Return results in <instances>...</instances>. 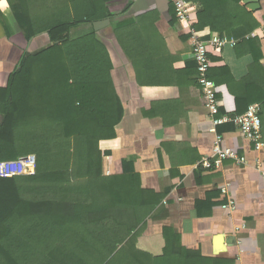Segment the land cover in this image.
I'll use <instances>...</instances> for the list:
<instances>
[{"label":"trees","instance_id":"1","mask_svg":"<svg viewBox=\"0 0 264 264\" xmlns=\"http://www.w3.org/2000/svg\"><path fill=\"white\" fill-rule=\"evenodd\" d=\"M113 1L17 0L13 19L26 47L0 86V161L34 155L35 167L31 174L0 177V264H117L119 257L125 264H232L222 256L186 251L169 229L163 230L162 255L135 248L138 227L162 195L142 188L139 174H103L99 142L115 136L123 107L108 50L95 28L70 33L78 24L95 27L118 16L108 7ZM199 1L196 28L208 26L229 36L237 15L220 11L239 0ZM134 23L120 28L130 32ZM117 25V40L132 58L119 37L125 30ZM35 40L44 43L33 48ZM253 57L257 63L259 54ZM252 74L253 67L244 92L234 93L238 113L253 102L264 106V87L251 86ZM211 205L197 201V213Z\"/></svg>","mask_w":264,"mask_h":264},{"label":"crops","instance_id":"2","mask_svg":"<svg viewBox=\"0 0 264 264\" xmlns=\"http://www.w3.org/2000/svg\"><path fill=\"white\" fill-rule=\"evenodd\" d=\"M185 1L191 5L188 22H179L173 15L174 0H115L108 7L118 16L95 27L90 23L71 27V36L95 28L108 50L112 81L123 107L115 136L99 142L103 174H139L142 188L162 195L134 235L137 250L162 255L163 230L169 229L179 235L186 251L197 250L208 258L222 256L232 264H264V147L255 149L230 119L248 108L236 111L234 93L244 92V79L252 67L251 86L264 87V0H258L254 10L243 0L238 5L226 3L220 12L237 15L229 36H220L208 26L197 29L201 2ZM128 3L129 11L120 14ZM16 5L17 0H0V86L26 47L22 32L15 29ZM131 20L135 23L130 32L120 28ZM116 25L125 30L119 31V37L132 58L117 40ZM192 30L204 40L213 35L226 38L220 48L210 47L208 55L209 76L220 102L214 118L222 121L216 125L196 83L197 67L190 56ZM256 54L260 56L257 63ZM215 145L217 150L229 149L235 157H223L218 165L206 167L203 161L214 160ZM240 158L244 161L238 162ZM199 200L212 204L201 214L197 213ZM124 259L119 257L117 264H125Z\"/></svg>","mask_w":264,"mask_h":264},{"label":"built area","instance_id":"3","mask_svg":"<svg viewBox=\"0 0 264 264\" xmlns=\"http://www.w3.org/2000/svg\"><path fill=\"white\" fill-rule=\"evenodd\" d=\"M175 16L179 22H188L191 14V5L185 0H174ZM191 43V59L195 61L198 69L196 80L198 86L204 97V105L208 110L211 117V121L214 125L219 124L222 120L220 118H214L218 113L220 102L217 98V87L212 79L208 76V71L212 62L209 59V48L218 49L226 43V38L219 35H213L207 40L198 36L195 31H191L190 34ZM260 112L261 106L259 103H251L247 110L242 114H232L230 116L235 127L240 131L242 136L249 142H251L255 149L264 147V141L260 131ZM219 136L216 137V140ZM214 160L211 162L208 158L203 161L204 166L211 167L212 163L218 165L221 158L226 156L235 157L229 149L217 150V146H214ZM217 155L218 157H215ZM32 155H27L22 158L14 160H2L0 161V177H10L21 174H31L34 172L35 160H32ZM238 162H243L244 158L237 159ZM30 167L32 170H30ZM225 192V189H223ZM228 204H231L229 202ZM224 207L226 204L223 205Z\"/></svg>","mask_w":264,"mask_h":264},{"label":"water","instance_id":"4","mask_svg":"<svg viewBox=\"0 0 264 264\" xmlns=\"http://www.w3.org/2000/svg\"><path fill=\"white\" fill-rule=\"evenodd\" d=\"M243 2L245 4H248L249 8L252 9V10H254V9H256L258 7V4H257L258 0H243ZM31 157H32L31 158L32 160H35L34 155H32Z\"/></svg>","mask_w":264,"mask_h":264},{"label":"rangeland","instance_id":"5","mask_svg":"<svg viewBox=\"0 0 264 264\" xmlns=\"http://www.w3.org/2000/svg\"><path fill=\"white\" fill-rule=\"evenodd\" d=\"M40 45H42L41 42L39 43L38 40H35V42L33 43L32 47H33V48H36V47H38V46H40Z\"/></svg>","mask_w":264,"mask_h":264}]
</instances>
